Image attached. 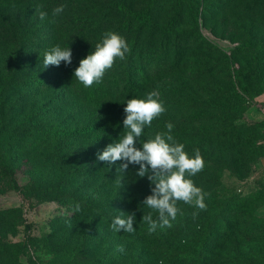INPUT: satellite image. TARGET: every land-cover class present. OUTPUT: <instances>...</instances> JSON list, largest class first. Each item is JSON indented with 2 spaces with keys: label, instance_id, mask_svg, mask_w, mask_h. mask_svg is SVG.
<instances>
[{
  "label": "rangeland",
  "instance_id": "rangeland-1",
  "mask_svg": "<svg viewBox=\"0 0 264 264\" xmlns=\"http://www.w3.org/2000/svg\"><path fill=\"white\" fill-rule=\"evenodd\" d=\"M6 2L0 1V242L14 248L0 252V264H141V250L128 245L127 232L112 233L109 222L127 204L107 205L129 191L139 199L144 178L136 176L138 165L121 173V161L109 165L96 154L123 136L126 101L151 91L166 109L155 120L174 125L171 134L190 156L200 150L205 167L190 178L210 193L206 210L176 227L153 264L167 258L166 264L263 263L264 57L257 65L252 55L234 52L248 39L247 18L217 16L223 0H206L207 24L194 18L202 0ZM246 2L264 37V0ZM246 2L236 1L232 10ZM60 5L63 13L53 17ZM37 9L48 14L44 20ZM130 11L149 12L156 29H140ZM107 31L138 42L137 63L127 54L86 88L74 70ZM57 44L71 49V65L44 68V53ZM130 73L143 79L141 92H129ZM85 126L96 130L72 139L47 133ZM90 203L94 217L81 218Z\"/></svg>",
  "mask_w": 264,
  "mask_h": 264
},
{
  "label": "clouds",
  "instance_id": "clouds-1",
  "mask_svg": "<svg viewBox=\"0 0 264 264\" xmlns=\"http://www.w3.org/2000/svg\"><path fill=\"white\" fill-rule=\"evenodd\" d=\"M65 7L60 5L54 8L52 16L63 13ZM37 11L41 20L48 15L39 9ZM52 22L55 23V20ZM130 52L131 47L122 35L107 31L103 33L101 42L95 45L94 51L79 61V66L74 70V77L86 88L101 83L105 73L114 66L117 59L124 61ZM62 62L65 65L72 63V51L69 47L62 48L57 44L44 53V68L59 67ZM165 111L158 91L147 93L144 99H128L124 107L123 136L96 154L98 161L109 165L121 161L118 168L121 173H127L129 165H138L136 176L147 177L150 185H154L150 188L151 194L142 201L143 205L157 213L156 219L153 218L152 212L142 217V221L149 225V233L155 232L158 227L172 226L171 221L175 220L181 211L177 206L179 202L206 210L205 199L210 195L196 186L190 178L205 167L200 150L194 149V155L190 156L185 151V145L178 143L171 134L174 128L171 122L166 123V132H157L154 138L149 137L141 141L145 127H151L152 122ZM75 210H80L79 204L75 205ZM119 213L112 220V231L134 232L135 213ZM198 214L194 212L193 218ZM118 250L122 252L123 247L118 246Z\"/></svg>",
  "mask_w": 264,
  "mask_h": 264
},
{
  "label": "trees",
  "instance_id": "trees-1",
  "mask_svg": "<svg viewBox=\"0 0 264 264\" xmlns=\"http://www.w3.org/2000/svg\"><path fill=\"white\" fill-rule=\"evenodd\" d=\"M0 1H7L6 3H8V2L15 1V0H0ZM16 1H22V0H16ZM236 1L238 0H226V2L225 0H223V2H221V4L224 3L223 6L219 7L221 8V11L218 12L216 15L217 16L222 15V19H231L233 21H238V20L242 21L243 17L247 18L246 19L247 22H246V25L244 26V30L247 29V26L250 28V31L247 33L248 39H246V42L240 44V46H238L235 49L234 51L235 56L252 55L253 58L256 60V64L259 65L262 61V58L264 57V37L259 38V32L256 29L257 25H260V24L256 22L257 18L252 19L250 17L251 15L250 13H252L253 11L250 7L251 5L249 4V2H246L248 0H243L244 2H246L245 5L240 8L239 12H234L232 8L235 7ZM201 4L202 5H200V7H198V9L195 10L194 18L197 21L198 20L197 18L199 17V15H201V17L204 19V24H207L206 19L208 17V14H211L210 13L211 9L210 7L209 8L206 7V0H202ZM119 7L122 10H129L123 4H120ZM230 14L233 17H230L229 16ZM130 15L140 29H152L153 31L156 29V24L153 20L152 15L149 12L130 11ZM261 19H264V15H261ZM124 26L127 28H130V24L128 22ZM167 28L169 31H171L169 27ZM256 37L258 38L256 39ZM129 45L131 47V52L130 54H128L129 59L132 63L136 64L137 57L139 55L138 42L132 41L130 42ZM236 80L240 84V87L243 93H245L246 95H249L250 88H249L248 83L245 80V77L241 73L236 72ZM128 88H129L130 93L141 92L144 89L143 79H138L135 73H130V80H129ZM2 91H3V88H1V92ZM96 95L97 93L94 92L93 96H96ZM3 104H4V99L0 95V106H2ZM166 123L168 122L165 120L159 121V122L157 120H154L152 122L151 127H145L144 133L141 137V141H144L148 139L149 137H154V135L157 132H166L167 131ZM95 130H96V126H91V127L85 126V127H79V128L69 127L65 129L49 127V129L47 130V133H49L53 137L54 136L59 137V138L67 137V138L72 139L76 136L87 135L91 131H95ZM137 145L140 146L139 142H137ZM8 172H10V169H8ZM12 173L14 174L15 177H17L16 171L15 172L12 171ZM141 186L143 187V192L140 194L139 199L133 200V198L131 197L130 191H129L128 193H126L125 200L118 199L115 195H112L107 206L114 205V204H116V206H120V202H121V205L122 203L127 204V207H125L127 209H125L124 211L120 209V210L111 212L110 216L119 215L120 214L119 212H124V213L134 212L135 213L136 215V222L134 224L135 231L132 233L127 232L128 245H131V246L135 245L141 250L140 255H139V260L143 259V261H140L141 264H153L155 261H153L154 259L152 258V256H155V254L160 252V250H164V251L168 250L170 246L169 240L174 236L176 227H178L180 224L185 223L187 216L193 214L194 212L201 213V212H204L205 210H199L193 206L184 204L183 202H179L177 206L180 208L181 211L180 213H178L176 219L171 221L172 226L164 227V228L158 227L155 232L149 233L148 231L149 225L142 221V217L143 215H146L149 212H152L153 218L156 219L157 213L154 210L149 209L147 208V206L143 205L142 201L145 199L146 196L151 194L150 188L153 187L154 185H150V181L147 179V177H144L143 184L142 185L139 184V188H141ZM205 203H206V199H205ZM106 208H104V212H105L104 218L105 219L107 216ZM94 214L95 213L93 211L92 203H90L87 209L83 208L80 213L81 218L83 219L89 218L90 216H91L90 218H93ZM95 217L97 218L98 216L95 215ZM109 222L112 223V220H109ZM87 227H91V224L89 223ZM164 244L165 246H163ZM21 245L22 244H19L18 247ZM24 245L27 246L26 244ZM152 246L153 248H150ZM12 247L14 248V245L4 244L0 242V252L2 251L8 252L9 249H11ZM200 249H203L202 243L200 244ZM126 250L129 251L130 247L127 248ZM159 260L161 259L159 258ZM163 260H165V264L167 261H170L168 258L163 259ZM261 264H264V262Z\"/></svg>",
  "mask_w": 264,
  "mask_h": 264
},
{
  "label": "crops",
  "instance_id": "crops-1",
  "mask_svg": "<svg viewBox=\"0 0 264 264\" xmlns=\"http://www.w3.org/2000/svg\"><path fill=\"white\" fill-rule=\"evenodd\" d=\"M261 173H262V177H263V180H264V159L262 161V169H261Z\"/></svg>",
  "mask_w": 264,
  "mask_h": 264
}]
</instances>
